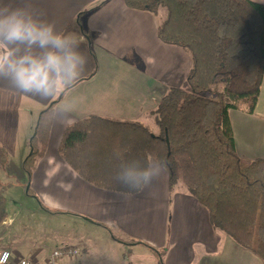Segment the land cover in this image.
<instances>
[{
    "label": "crops",
    "instance_id": "crops-1",
    "mask_svg": "<svg viewBox=\"0 0 264 264\" xmlns=\"http://www.w3.org/2000/svg\"><path fill=\"white\" fill-rule=\"evenodd\" d=\"M104 1L83 19L90 46L76 18ZM251 1L264 4V0ZM30 2L42 18L55 22L58 31L71 33L79 41L87 63L81 78L66 90L56 107L46 154L38 161L31 181L23 163L39 115L51 100L42 102L0 83V146L9 156L8 167L1 172L6 173L9 183L0 178L5 197L4 186L7 191L27 186L26 192H39L55 207L53 210L80 217L81 225L90 233V244L103 246L105 240L109 245L98 251L102 256H97V264H158L152 249L160 253L163 264H264L213 226L207 208L181 182L171 190L169 173L163 167L158 181L143 192L126 195L88 183L59 155L65 129L77 120L100 116L148 127L157 125L152 112L162 97L171 87L187 86L191 57L158 38L160 19L128 8L124 0ZM230 121L238 155L247 160L264 159V77L255 112L233 109ZM9 197L7 208L10 200L18 203ZM9 212L0 225V249L10 250L16 260L24 257L21 248L10 238L9 247L4 244L6 231L15 222L13 212ZM85 247L81 239L80 248ZM84 260L63 258L60 264H85Z\"/></svg>",
    "mask_w": 264,
    "mask_h": 264
},
{
    "label": "trees",
    "instance_id": "trees-1",
    "mask_svg": "<svg viewBox=\"0 0 264 264\" xmlns=\"http://www.w3.org/2000/svg\"><path fill=\"white\" fill-rule=\"evenodd\" d=\"M105 2L76 18L90 46L83 19ZM124 3L158 17V38L190 55L188 89L171 87L162 97L152 112L157 133L140 122L90 116L65 129L59 155L88 183L118 193L123 192L115 178L122 165L140 160L141 166H146L145 156H151L161 167L166 162L170 189L183 183L207 208L213 226L264 262V159L247 160L238 155L230 121L233 109L253 114L261 92L264 4L251 0ZM161 10L166 11L164 19ZM65 92L39 115L23 163L30 181L46 154L56 107ZM8 164V153L0 146V173ZM7 215L0 179V225ZM152 250L158 264H163L160 253Z\"/></svg>",
    "mask_w": 264,
    "mask_h": 264
},
{
    "label": "clouds",
    "instance_id": "clouds-1",
    "mask_svg": "<svg viewBox=\"0 0 264 264\" xmlns=\"http://www.w3.org/2000/svg\"><path fill=\"white\" fill-rule=\"evenodd\" d=\"M86 63L79 41L42 18L30 0H0V83L55 105L81 78ZM144 159L146 166L140 160L122 165L115 179L124 194L143 192L161 178V166L151 156Z\"/></svg>",
    "mask_w": 264,
    "mask_h": 264
},
{
    "label": "rangeland",
    "instance_id": "rangeland-1",
    "mask_svg": "<svg viewBox=\"0 0 264 264\" xmlns=\"http://www.w3.org/2000/svg\"><path fill=\"white\" fill-rule=\"evenodd\" d=\"M165 16L166 11L161 10L160 17L164 19ZM185 88L188 89L187 86ZM149 128L154 133L159 131L158 126L154 124H149ZM3 174L6 175V173ZM4 175L0 173V178L7 185L9 180ZM14 179L19 183V178L15 176ZM181 184L184 186L183 183ZM26 190L27 186L24 190L15 188L12 191H7L4 186L6 197L10 196V199L14 198L19 203L13 204L12 200L9 201L11 204H9L7 211H10V215L13 212L15 222L12 224V228L6 231L8 237L4 244L9 247L8 239L10 238L16 246L21 248L24 258L34 257L38 260V264L46 263L47 255L54 250L69 247L76 248L78 254L73 257H65L68 260L85 259V264H97V258L102 256L98 251L101 248L106 250L109 246L106 241L102 240L103 246L98 243L90 244V233L81 225L82 219L80 217L49 212L44 207L48 210L55 208L49 201L46 202L39 192L33 194L31 191L26 192ZM81 239L87 245L83 248L85 250L80 248ZM111 252L108 251V254Z\"/></svg>",
    "mask_w": 264,
    "mask_h": 264
},
{
    "label": "built area",
    "instance_id": "built-area-1",
    "mask_svg": "<svg viewBox=\"0 0 264 264\" xmlns=\"http://www.w3.org/2000/svg\"><path fill=\"white\" fill-rule=\"evenodd\" d=\"M78 254V250L74 248L56 249L46 259V264H60L65 257H73ZM0 264H38L34 258L20 257L13 260L11 251L8 249H0Z\"/></svg>",
    "mask_w": 264,
    "mask_h": 264
},
{
    "label": "water",
    "instance_id": "water-1",
    "mask_svg": "<svg viewBox=\"0 0 264 264\" xmlns=\"http://www.w3.org/2000/svg\"><path fill=\"white\" fill-rule=\"evenodd\" d=\"M167 143H168V139H167Z\"/></svg>",
    "mask_w": 264,
    "mask_h": 264
}]
</instances>
